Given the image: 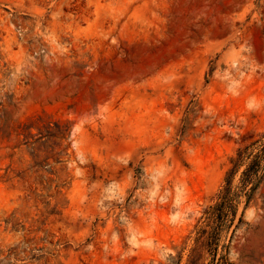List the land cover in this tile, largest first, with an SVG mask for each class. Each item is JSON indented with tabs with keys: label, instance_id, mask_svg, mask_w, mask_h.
<instances>
[{
	"label": "rangeland",
	"instance_id": "1",
	"mask_svg": "<svg viewBox=\"0 0 264 264\" xmlns=\"http://www.w3.org/2000/svg\"><path fill=\"white\" fill-rule=\"evenodd\" d=\"M0 264H264V0H0Z\"/></svg>",
	"mask_w": 264,
	"mask_h": 264
},
{
	"label": "trees",
	"instance_id": "2",
	"mask_svg": "<svg viewBox=\"0 0 264 264\" xmlns=\"http://www.w3.org/2000/svg\"><path fill=\"white\" fill-rule=\"evenodd\" d=\"M236 169H232L231 171H230V173L227 175L228 177H227V181H228V178H230L231 176H233L235 173H236Z\"/></svg>",
	"mask_w": 264,
	"mask_h": 264
}]
</instances>
